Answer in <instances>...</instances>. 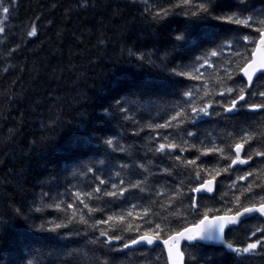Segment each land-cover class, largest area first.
I'll use <instances>...</instances> for the list:
<instances>
[{"label": "trees", "instance_id": "trees-1", "mask_svg": "<svg viewBox=\"0 0 264 264\" xmlns=\"http://www.w3.org/2000/svg\"><path fill=\"white\" fill-rule=\"evenodd\" d=\"M179 2L12 0L14 10L10 18L0 11V27L5 28V32L0 33V221H3L0 224V264H28V261L51 264L64 258H70L72 264H167L161 247L124 252L113 260L103 244H93L91 240L99 236L100 230H115L122 239L134 236V229L126 231L129 223L137 222L127 217L133 204L140 205L134 210V217L147 213L153 227L161 223L165 231L193 222L196 217L189 201L177 193L188 192V181L194 179L197 172L205 178L221 172L214 197L204 196L200 200L201 214L206 209H213L210 215L216 214V209L223 214L227 208L237 206L238 196L245 204L261 202L264 192L258 185L264 186V160L254 154L264 146V111L245 110L236 119L229 120L203 117L192 129L198 132L195 139L184 137L175 126L168 130L176 136L177 142L181 137L188 139V143L182 145L187 149L181 153L185 160L199 156L196 149L202 150L212 143L219 147L234 146L241 136L249 134L254 143L245 147L254 156V162L243 171L230 175L223 173L226 164L214 155L201 156L197 161L198 168L186 167L175 159L165 158L155 167L150 159H137L149 153V144L157 131L164 134L165 130L155 129L154 125L174 114L171 109L178 100L184 99L185 91L190 90L194 102L199 103L205 86L209 91H218L217 77H224L227 49L219 59L209 57L215 60V68L201 69L203 75L198 79L188 78L197 75L191 66L193 58L203 57L207 50L237 28L210 19L194 21L190 28L191 43L174 54L173 64L188 66L184 69L187 72L184 78L169 77L157 66L161 63L158 57L164 55L171 35L183 28L185 17L180 13L171 16L164 26H153L151 17L145 19V6L155 10L158 6L171 8ZM8 3L9 0H0L2 6H8ZM217 3L216 14L223 15L230 13L238 0H217ZM247 9L244 17L251 15L257 21L264 19L261 16L264 0H247ZM33 26L37 28V35L28 37L27 32ZM242 31L252 32V29ZM129 50L135 55H129ZM141 54L150 57L155 64L148 59L139 61L137 57ZM258 90H264V79L257 80L252 89L253 92ZM141 97L145 102L151 99L152 104L126 115L117 111L114 119L101 118L102 109L114 106L117 99ZM248 99L249 103H264L259 96ZM105 138L114 139L124 147V160L132 164L143 163L152 172L156 167L170 166L172 174L168 179L157 176L155 181L149 176L145 185L152 194L143 200L138 199L140 194L137 193L136 197L129 196L123 205L107 206L109 210L103 213L104 218L123 212L125 222L114 220L98 230L80 224L82 213L90 224L100 218L101 205L93 196L86 203L96 212L89 213L83 205L74 209L71 227L80 229L79 235L73 231L70 239H65L67 230H60L61 236L34 231V226L46 221L64 222L66 215L71 216L73 209H67V203H78L74 193H81L80 199H85L84 194L94 191L96 182L87 178L86 172L89 166L101 167L100 162L105 159L101 142ZM117 163L119 159L113 158L107 161L103 170L114 175ZM249 171L253 173L251 177L238 180V176ZM73 172L79 174L74 176ZM121 175L128 174L122 172ZM89 184L91 188L86 186ZM250 187L256 195L245 199ZM157 192L166 195L161 198ZM61 203L66 211L55 207ZM37 207L40 212L35 211ZM20 208L23 212L17 215ZM50 226L45 224V227ZM257 227L264 228L260 219L247 220L229 239L254 242L252 232ZM86 232L93 235L86 236ZM191 251L201 264H208L206 257H211L212 264H232L231 255L221 254L220 248L198 245ZM69 252L73 254L71 257H67ZM241 264H264V254L243 259Z\"/></svg>", "mask_w": 264, "mask_h": 264}, {"label": "snow or ice", "instance_id": "snow-or-ice-1", "mask_svg": "<svg viewBox=\"0 0 264 264\" xmlns=\"http://www.w3.org/2000/svg\"><path fill=\"white\" fill-rule=\"evenodd\" d=\"M217 7V0H180L179 3L172 4L171 8L158 6L155 10L148 9L145 6V19L151 17L150 23L153 26H164L169 22L171 16L179 15L180 13H183L185 17L183 28H178L171 35L169 46L164 50V55L158 57L161 63L157 66L161 67L162 73L169 77L184 78L187 75L184 69L188 66L183 63L173 64V60L176 58L175 53L188 47L191 43L190 28L194 21L210 19L220 24L236 25L237 28L233 30L231 35H226L222 41L216 43L212 49L207 50L203 57L196 56L192 60V70L197 75L188 78L198 79L203 75L201 69L206 67L215 68V60L209 59V57L219 59L224 54L225 49H227L228 59L225 61L224 77H217L220 89L218 91H209L207 86H205L204 95L199 98V103L194 102L193 94L190 90L185 91L183 93L184 99L178 100L171 109L174 114L170 115L169 119L163 123L154 125L155 129L165 130L164 134L162 135L157 131L156 137L149 144V153L145 156L137 157L138 160L150 159L155 167L157 162L162 163L165 158H168L175 159L181 164H185L186 167L195 166L198 168L197 161L200 160L201 156L214 155L225 162L226 166L223 167L222 172L228 175L235 171H243L242 166H250V162H254V156L264 160V146L256 151L254 156L248 153L245 146L251 147L254 143V139L249 134L241 136L240 142L235 143L234 146L219 147L212 143L211 146L204 147L202 150L196 149V151H199V156L194 159L185 160L181 155V153L187 151L182 146L188 143L186 138L195 139L198 136V132L192 129L196 128L197 123L203 117L216 116L223 120H229L236 119L245 110L252 112L257 110L264 111V103H249L248 99L255 96L264 99V90L252 91L256 81L264 79V56H259L260 49L264 48V19L257 21L251 15L244 17V12L248 10L247 0H238L234 9L230 10V13L223 15L216 14ZM13 10L12 0H9L8 6L0 5V11L5 17L10 18ZM261 16H264V12H261ZM244 28H250L252 32H243L242 29ZM3 32H5V28L0 27V33ZM36 35L37 28L33 26L27 32V36L34 37ZM253 45H256V47H252ZM129 55H135V53L129 50ZM137 59L141 62L145 59L152 62L150 57L144 54L139 55ZM152 63L155 64V62ZM228 82H230L231 86H229ZM216 97H219V99H216ZM151 104V99L145 102L143 97L135 100L117 99L114 106L109 105L108 108L102 109L101 118L114 119L117 111L122 115H126L137 108L143 109L146 105ZM129 119L131 118L129 117ZM174 126L179 128L186 138L181 137L179 142H177L176 136L168 131L173 129ZM149 127H153V125H149ZM201 144H203V141H201ZM101 147L105 158L100 162L101 167L92 165L87 168L86 172V177L96 182L94 191L84 194L85 199H80L81 193H74L73 195L78 200V203L75 205L67 203V209H73L71 216L66 215L64 222L46 221L39 226H34V231L38 233H54L56 236H61L60 230H67L68 234L64 235L65 239H70V234L73 231L79 235L80 229L71 227L74 224V209L83 205L88 208L89 213L96 212V209L86 203V200L91 201L93 196L96 197V200L101 205L98 211L100 218H95L94 223L90 224L82 213L79 217L80 224L98 230L101 226L110 225V222L114 220L125 222L126 217L123 212L118 216L108 215L104 218L103 213L109 210L107 206L111 205L112 208H116L123 205L128 201L129 196L136 197L137 193L140 194L138 199L143 200L146 196L152 194L151 190L147 189L145 185L149 176L155 181L157 176L162 179H168L172 174L169 171L170 166L164 168L156 167L155 172H152L143 163L132 164L130 161L124 160L123 153L125 149L123 146L118 145V142L114 141V139L105 138L101 142ZM192 147L195 148V145ZM118 151L119 156H117ZM113 158L119 159V163L114 165L116 169L114 175L103 170V166L107 161ZM122 172H126L128 175L122 176ZM145 172H148L147 176ZM72 174L76 176L79 173L73 172ZM220 175L221 172L217 171L215 174H210L209 178H205L200 172H197L194 179L188 181L190 186L188 192L186 194L177 193V195L189 201L193 209L192 214L196 217L193 222L165 231L161 223H156L155 227H153V221L148 219L147 213L144 215L137 214L134 217V210L138 209L140 205L133 204V210L127 211V217L134 218L137 222L135 224L129 223L126 231L131 232L134 229L136 232L134 236L129 235L122 239L115 230H100L99 236H94L91 243L103 244L109 250L107 254L112 255L113 260L117 256L124 254V250L134 246L138 247L144 244L156 248L163 244L167 252V264H201L198 257L191 251V249L198 247V241H209L218 244L221 254L231 255L232 264H241L243 259L257 254H264V228L257 227L252 232V238H255L254 242H251V240L246 242L244 240L232 241L229 239V236L241 224L245 223L246 219L264 218V197L260 198L261 202L259 203L251 202L245 204L240 202V197L238 196L236 197L237 206L235 208H227L226 211H223V214H220V209L215 210L216 214L210 215L213 209H206L202 214L200 213V200L204 198L205 194H214L218 183L217 177ZM252 175V172H246L245 175L238 176V180H246L247 177ZM86 186L92 187L90 184ZM235 186H237L236 182H234ZM182 187L183 185H181ZM258 187H260V191L264 192V186L258 185ZM43 195L47 196V194ZM156 195L162 198L166 193L157 192ZM254 195L256 193L251 192L250 187L249 195L245 199H250ZM48 198L50 199L51 197ZM209 198H212V196L210 195ZM33 203L35 204V201ZM55 207L60 211H66L63 203L56 204ZM35 211L40 212L41 209L37 207ZM22 212V208L17 209V215ZM256 214H258V217ZM59 219L57 217V220ZM260 222L264 223V219H260ZM2 223L3 221H0V224ZM45 224L51 226L45 227ZM258 233L259 238H257ZM85 235L93 234L86 232ZM72 255L69 252L67 257ZM205 260L208 264H212L211 257H206ZM28 264H31V261H28ZM51 264H72V262L70 258H64L53 261Z\"/></svg>", "mask_w": 264, "mask_h": 264}, {"label": "water", "instance_id": "water-1", "mask_svg": "<svg viewBox=\"0 0 264 264\" xmlns=\"http://www.w3.org/2000/svg\"><path fill=\"white\" fill-rule=\"evenodd\" d=\"M259 56H264V48H262V49H260V52H259ZM215 193V192H214ZM213 196L214 194H205V196ZM257 215V217H258V214H256ZM251 219V218H250ZM261 219H264V218H261ZM246 220H249V219H246ZM245 220V221H246ZM198 244H200V245H203V246H209V247H212V246H216V247H220L218 244H216V243H214V242H209V241H198L197 242ZM161 246H163V244H160ZM140 247H149V248H153V247H151V246H147V245H144V244H141V245H139L138 247H136V246H134V247H132V248H130V249H126V250H136V249H138V248H140ZM163 249H164V246H163ZM165 250V253H166V257H167V252H166V249H164Z\"/></svg>", "mask_w": 264, "mask_h": 264}, {"label": "bare ground", "instance_id": "bare-ground-1", "mask_svg": "<svg viewBox=\"0 0 264 264\" xmlns=\"http://www.w3.org/2000/svg\"><path fill=\"white\" fill-rule=\"evenodd\" d=\"M248 165L244 166V167H247ZM215 193H216V190H215ZM214 193V195H215ZM214 195L212 197H214ZM205 197H209V196H205ZM261 219V218H260ZM250 220V219H249ZM200 245V244H199ZM203 246V245H201ZM159 247H161L163 249V246L159 245ZM205 247H209V246H205ZM142 248H145L147 250H153L154 248H149V247H140L136 250H139V249H142ZM212 248H220V247H216V246H212ZM136 250H124V252H128V251H136ZM164 253H165V250L163 249ZM165 256H166V253H165ZM166 260H167V257H166Z\"/></svg>", "mask_w": 264, "mask_h": 264}]
</instances>
